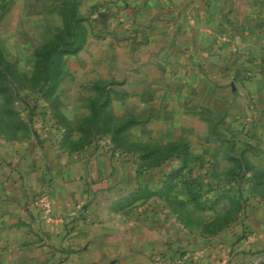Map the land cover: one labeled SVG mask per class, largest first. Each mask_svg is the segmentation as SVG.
Listing matches in <instances>:
<instances>
[{
	"label": "crops",
	"instance_id": "0c3cea01",
	"mask_svg": "<svg viewBox=\"0 0 264 264\" xmlns=\"http://www.w3.org/2000/svg\"><path fill=\"white\" fill-rule=\"evenodd\" d=\"M17 4L0 0V18ZM75 8L87 32L70 54L74 87L88 82L89 94L101 87L160 110L154 137L185 145L189 178L201 176L189 180V201L203 212L213 196L217 221L232 219L211 227L190 215L181 230L158 208L171 166H146L144 151H121L108 137L65 150L53 131L44 142L0 143V264H264V0H76ZM65 81L63 70L62 99ZM146 190L160 192L153 215L136 198ZM43 192L60 221L42 217L34 199Z\"/></svg>",
	"mask_w": 264,
	"mask_h": 264
},
{
	"label": "rangeland",
	"instance_id": "374dc122",
	"mask_svg": "<svg viewBox=\"0 0 264 264\" xmlns=\"http://www.w3.org/2000/svg\"><path fill=\"white\" fill-rule=\"evenodd\" d=\"M67 1L16 0V12L0 18V143H21L31 137L38 143L44 142L54 131L59 134L58 147L68 150L82 148L96 138L108 137L112 146L121 151H144L141 155L145 156L146 166L163 161L164 166L172 167L173 170L163 179L170 188L162 190V201L158 206L163 221L184 231H189L190 215L199 220L201 217L210 218L211 227L228 224L231 217L222 222L214 216L220 207L213 206L217 202L213 196L208 202L209 210L203 212H199L197 204L194 206L197 199L189 201V180L200 182L201 176L189 178V153H179L175 144L154 137L156 126L153 122L159 121L160 110L139 109L132 99L136 95H132L129 102L122 103L120 93L106 94L101 87H96L99 93L89 94L92 88L88 82L74 87L75 68L70 56L73 53L62 56V71L66 76L63 99L57 91L53 95L44 94V75H52L59 56L58 48L60 45L68 49L74 47L82 39L81 23L87 21L86 16L76 13L72 18L78 20H73L70 27ZM47 50L50 52L46 53ZM113 101L114 109H110L109 104ZM63 108L66 115H63ZM127 135H131L133 141H127ZM186 135H189V129ZM138 138L144 141L138 143ZM240 176L244 181L245 174ZM134 194L131 197H135ZM159 194L146 190L136 198H144L145 208L153 215V200ZM130 209L134 211L132 214H137L136 205Z\"/></svg>",
	"mask_w": 264,
	"mask_h": 264
},
{
	"label": "trees",
	"instance_id": "16d2710c",
	"mask_svg": "<svg viewBox=\"0 0 264 264\" xmlns=\"http://www.w3.org/2000/svg\"><path fill=\"white\" fill-rule=\"evenodd\" d=\"M65 3L67 4L66 6L68 7V12H69L68 14L70 15V17H69V26L71 27V25L74 24L73 20H75L72 17H74L75 14H76V8H75L76 7V0H68ZM76 20H78V18H76ZM81 29H82V35H81L82 39L74 47H72L71 49H68L66 46L60 45L61 49L58 48L57 51L59 53V56L56 59L55 66L53 67L52 75L48 74V73L46 75H44V83H45L44 94H46V95L47 94L48 95H53L54 93L56 94V90H57V86H58V83H59L60 74L62 72V64H63L62 63V60H63L62 56L65 53H75V52H77L80 48H82V46H83V44L85 42L87 29H86V27H85L83 22L81 23ZM45 52L49 53L50 51L47 50ZM175 146L177 147L178 150L180 149L179 153H181V151L185 152V154L188 153L185 145L178 143V144H175ZM178 154H176V155H178Z\"/></svg>",
	"mask_w": 264,
	"mask_h": 264
},
{
	"label": "built area",
	"instance_id": "2783aa9c",
	"mask_svg": "<svg viewBox=\"0 0 264 264\" xmlns=\"http://www.w3.org/2000/svg\"><path fill=\"white\" fill-rule=\"evenodd\" d=\"M35 205L39 208L44 219L50 222H58L61 220L60 216H56L53 211V206L47 192L40 193L34 199Z\"/></svg>",
	"mask_w": 264,
	"mask_h": 264
}]
</instances>
